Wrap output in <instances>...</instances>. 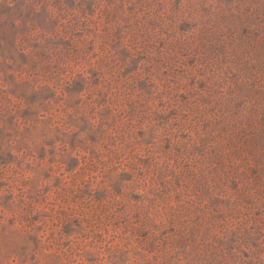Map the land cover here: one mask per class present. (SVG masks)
Returning a JSON list of instances; mask_svg holds the SVG:
<instances>
[{
	"label": "rangeland",
	"instance_id": "374dc122",
	"mask_svg": "<svg viewBox=\"0 0 264 264\" xmlns=\"http://www.w3.org/2000/svg\"><path fill=\"white\" fill-rule=\"evenodd\" d=\"M0 264H264V0H0Z\"/></svg>",
	"mask_w": 264,
	"mask_h": 264
}]
</instances>
